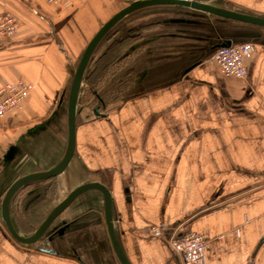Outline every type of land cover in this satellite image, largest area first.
<instances>
[{
    "label": "crops",
    "instance_id": "crops-1",
    "mask_svg": "<svg viewBox=\"0 0 264 264\" xmlns=\"http://www.w3.org/2000/svg\"><path fill=\"white\" fill-rule=\"evenodd\" d=\"M133 1L0 0V13L20 23L0 42V85H32L0 120V264H121L99 189L76 198L33 246L9 234L1 203L17 176L49 170L64 156L75 68L102 25ZM200 1L264 17V0ZM235 30L252 33L240 39L255 46L242 79L222 73L210 50L218 31ZM127 35L136 39L133 93L111 104L94 90L105 114L97 116V105L80 102L81 88L75 153L58 175L67 195L86 183L109 188L116 235L132 264H182L167 243L174 231L207 238V264H264V27L180 5L142 6L102 39L87 72L109 37ZM42 182L29 184L25 211L42 197ZM152 227L163 234L153 236Z\"/></svg>",
    "mask_w": 264,
    "mask_h": 264
},
{
    "label": "water",
    "instance_id": "water-1",
    "mask_svg": "<svg viewBox=\"0 0 264 264\" xmlns=\"http://www.w3.org/2000/svg\"><path fill=\"white\" fill-rule=\"evenodd\" d=\"M155 4H174L185 7H191L193 9H197L206 13L213 14L219 17L221 21L233 20V21L247 23L252 26L264 27L263 16L244 13L225 7H219L216 5H212L210 3L202 2L200 0H136L131 2L126 7H124L121 11L116 13L111 19H109L106 23H104L102 27L98 30V32L93 36V38L90 40L87 47L83 51L80 60L75 68L73 78L68 90L67 102H68L69 129H68V144L64 156L56 166H54L49 170L38 171L20 176L9 186V188L7 189V191L3 196L1 203L2 218L6 225L7 231L16 241L23 244H36L46 235L47 231L49 230L53 222L65 211L67 207L71 205V203H73V201L76 198H78L80 195H82L83 193L89 190L99 189L100 191H102L105 199V218L114 251L121 264H132L129 258L127 257L126 253L124 252L121 243L116 235V230L113 222L111 192L109 188L102 183L99 182L86 183L73 189L62 201H60L48 213V215L43 220V222L30 235H23L17 230L11 214V205L16 193L22 187L35 181H43L56 177L60 175L67 168L69 162L71 161L75 153L76 125H77L76 117L78 112L79 96H80L82 84L86 77L89 63L93 58L95 49L102 41V39L105 38L108 32L120 19H122L130 12L134 11L139 7L147 6V5H155ZM181 22L198 24L197 21H192L189 19L186 20L183 19L181 20ZM224 35L225 34H221V32L218 31V35L216 39L210 45L211 52L217 51L221 47H227L234 44L243 43L246 40L244 39L241 40L240 36H247L253 34L245 31L235 30L231 36L229 35V37L227 36L223 37ZM100 108H101L100 105H97L94 108L95 115L105 116L104 113H101ZM46 250L49 251V249Z\"/></svg>",
    "mask_w": 264,
    "mask_h": 264
},
{
    "label": "built area",
    "instance_id": "built-area-1",
    "mask_svg": "<svg viewBox=\"0 0 264 264\" xmlns=\"http://www.w3.org/2000/svg\"><path fill=\"white\" fill-rule=\"evenodd\" d=\"M50 4L70 6L73 0H47ZM20 29L18 18L10 12L0 13V42L14 38ZM255 46L251 42H243L227 47L219 48L215 53V59L221 72L227 76L245 78L248 72L245 58ZM32 85L22 80L5 81L0 85V120H3L11 109L17 108L22 101L29 96ZM153 236H161V227H152ZM168 246L180 256L182 264H207L205 251L208 240L197 232H189L178 235L174 231L167 238Z\"/></svg>",
    "mask_w": 264,
    "mask_h": 264
},
{
    "label": "rangeland",
    "instance_id": "rangeland-1",
    "mask_svg": "<svg viewBox=\"0 0 264 264\" xmlns=\"http://www.w3.org/2000/svg\"><path fill=\"white\" fill-rule=\"evenodd\" d=\"M130 38H131L130 35L122 37V39L121 38L120 39H112V37H109L111 44L114 42H117V41H123L122 48L114 50V53L115 52L119 53L118 54L119 57L117 58L115 65H111V66L108 65L107 66V64H105V63L103 64V62L100 63L99 74H101V72H103V77H102L101 81H97L95 84L89 85V84H87L86 80H87L88 76L91 74V72H93V70L96 68L97 63L95 62V64H94L92 62L90 64L91 66L89 68V72H87L88 76L86 75L85 80L83 82V87H82V91L88 89V90H90V93H92V98L88 101L89 105L92 106V105H97L99 103V100L94 97V95H95V94H93L94 90H96L99 93L98 95H101L107 103L112 102L111 104L118 103V102L124 100L125 98H127L128 96H130L131 93H133L132 92V82L135 79V76H134L135 74L133 71L129 70L130 63L128 61L130 54H131L130 51L132 50V48H131L132 44H128L130 42ZM124 39H126L127 43ZM133 40H136V39H133ZM111 53L113 54V50L111 51ZM93 64H94V66L92 67ZM126 69H127V71H125ZM98 77H100V76H98ZM82 104H87V102L86 103L84 102ZM51 179H48V180H45V182H42V183H45L44 185H46V187L45 186L41 187L40 191H42V197L39 200L33 201L31 203L32 205H30V207H29L28 212L33 210L35 204H37L39 201H42L41 204H42L43 208L41 210L42 211L41 214L38 216L34 215L31 217V221L33 222V224L37 223L39 218L40 217L42 218L45 215V213L48 212L49 205L51 206V205H54V204L60 202V200L62 201V199L67 195V193L69 191L67 187H64V184L61 180V176H60V178L58 176L55 177L56 183L53 184L50 191H47V186L50 183ZM31 188H32V186H29V184H28V187H26V188H24V190H22V192L20 193V195L17 198L16 205H14L15 209L17 207H20L21 210L25 211V206H24L26 203L25 200L28 196L27 195L28 191ZM33 203H35V204L33 205ZM13 220H14L17 228H19L18 230L21 232V234L30 235L31 233L34 232V231H30L31 229H29L27 227L24 229H21L18 226L15 214H13ZM37 227H36V229H37ZM42 240H43V238L39 242L41 243ZM30 245L33 246L35 244H30Z\"/></svg>",
    "mask_w": 264,
    "mask_h": 264
},
{
    "label": "trees",
    "instance_id": "trees-1",
    "mask_svg": "<svg viewBox=\"0 0 264 264\" xmlns=\"http://www.w3.org/2000/svg\"><path fill=\"white\" fill-rule=\"evenodd\" d=\"M126 41V39H124ZM131 40L133 41L132 38H130V42L128 44H131ZM127 43V41H126ZM123 45V41H117V42H114L112 43L108 49L105 51V53H103L101 55V57L97 60V65H96V68L93 70V72H91V74L88 76L87 78V84H95L97 81H101L102 77H103V72H101V74H99L100 72V63L103 62V64H107V66H111V65H115L116 64V60L117 58L119 57V53H114V50L116 49H121L120 46ZM113 50V54L111 53V51ZM100 76V77H98ZM92 98V93H90V90H83L82 91V94H81V98H80V102L81 103H86L88 102L90 99ZM19 178V176H17L13 182ZM11 182V184L13 183ZM56 183L55 181V177H53L50 181V183L48 184L47 186V191H50L51 190V187L53 186V184ZM10 184V185H11ZM9 185V186H10ZM9 186L7 187V189L9 188ZM28 187V185L22 187L15 195L13 201H12V205H11V210H12V213L15 214L16 216V220H17V223H18V226L21 228V229H24V228H29L31 229L30 231H35L36 227L39 226L43 220L46 218V216L48 215V213L59 203H56L54 205H49V210L48 212L45 213V215L41 218H39V220L37 221V223L33 224V222L31 221V217L34 216V215H40L41 214V210H42V204L41 202L42 201H39L36 205H34V208L32 211L28 212V210L24 211V210H21L20 207H17L16 209L14 208L17 203V198L18 196L20 195V193L22 192V190H24V188ZM65 198V197H64ZM63 198V199H64ZM62 199V200H63ZM61 201V200H60Z\"/></svg>",
    "mask_w": 264,
    "mask_h": 264
}]
</instances>
